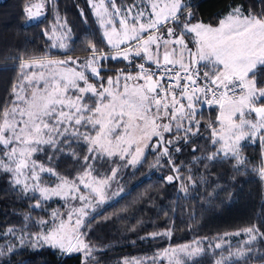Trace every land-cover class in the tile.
<instances>
[{
    "label": "snow or ice",
    "instance_id": "obj_1",
    "mask_svg": "<svg viewBox=\"0 0 264 264\" xmlns=\"http://www.w3.org/2000/svg\"><path fill=\"white\" fill-rule=\"evenodd\" d=\"M87 2L103 30L100 41H85L84 59L70 55L71 29L57 16L41 34L64 58L17 57V82L8 102L0 104V174L8 177L13 191L31 194L33 209L46 210L54 198L64 202L63 208L52 210L48 219L32 221L38 226L35 232L25 223L2 235L15 237L25 250L79 253L82 264H99L97 248L88 239L97 219L91 212L94 204L106 201L121 167L140 164L146 153L156 155L157 165L163 160L172 172L161 179L179 184L187 194L195 180L181 175L174 156L187 147L195 157L199 148L193 138L201 137L202 128L213 150L196 157L200 163L222 156L244 165V142L264 148V10L254 13L233 4L228 15L212 25L195 21L186 0ZM46 3L58 0L28 4L29 22L40 21ZM80 14L85 15L82 9ZM106 61L124 66L112 68ZM205 109L216 112L206 123ZM58 154L80 164L79 174L70 178L58 173L51 166ZM109 162L117 166L106 175L101 169ZM259 173L264 177V161ZM45 174L57 182H46ZM172 231L140 239L170 238ZM242 234L248 239L235 252L231 246L225 249L227 256L221 252L215 264H240L258 239L264 241V231L256 225L219 239ZM202 245V239L169 245L152 257L124 264H197L206 252ZM214 247L222 249L223 243ZM16 248V243L0 248V257Z\"/></svg>",
    "mask_w": 264,
    "mask_h": 264
},
{
    "label": "trees",
    "instance_id": "obj_2",
    "mask_svg": "<svg viewBox=\"0 0 264 264\" xmlns=\"http://www.w3.org/2000/svg\"><path fill=\"white\" fill-rule=\"evenodd\" d=\"M81 1L58 0L52 5L46 3L43 9L45 15L40 17V21L29 22L25 8L37 0H0V104L8 102L12 86L17 82V57L59 55L41 34L50 27L56 16L66 21L71 29L70 55H87V39L100 41L101 33L93 28V17ZM117 1L124 3L128 0ZM186 2L194 12L195 21L212 25L227 14L233 4H243L245 10L254 13L264 10V0ZM81 9L84 16L80 14ZM99 46L103 47V44L99 43ZM105 64L112 68L124 66L121 62L106 61ZM215 114V109L211 112L205 109V123ZM208 136L209 133L202 128L201 137L193 138L199 148L195 157L187 147L174 156L181 167V175H191L195 180V185H188L187 194L180 191L179 184H168L161 179L172 172L163 160L157 165V157L151 153H146L136 166L120 168L117 179L111 182L106 201L95 205L91 212L97 219L90 227L88 239L97 248L94 255L99 264H115L125 257L153 256L169 245L190 244L196 239H202L206 249L205 254L197 258V264H215L222 251L211 249L208 244L220 240L224 233H234L251 225L264 231V178L259 174L262 161L259 145L244 143L241 153L246 161L244 165H237L235 160L222 156L215 161L200 163L196 157L203 158L213 150ZM77 151L80 152L79 149ZM40 159L45 160V157L41 156ZM117 164L122 165L123 162L117 159ZM117 164L106 163L101 172L110 174L109 169ZM51 166L70 178L80 170V164L74 159L59 154ZM45 180L57 181L56 177L46 175ZM30 197L31 194L24 196L13 191L8 177L0 174V248H5L6 243L17 245L15 253L0 257V264H82V255L79 253L65 256L49 248L25 250L15 237L2 235L9 227L20 229L25 223L30 231L35 232L38 226L32 221L48 219L52 210L63 208L64 202L54 198L45 205L46 210L33 209L31 204L34 201ZM25 216H30L31 220L25 222ZM167 229L173 230L170 238L140 239L149 233ZM225 249L227 247H224V252H227ZM262 257L264 241L258 239L250 257L241 259L240 264H264Z\"/></svg>",
    "mask_w": 264,
    "mask_h": 264
},
{
    "label": "rangeland",
    "instance_id": "obj_3",
    "mask_svg": "<svg viewBox=\"0 0 264 264\" xmlns=\"http://www.w3.org/2000/svg\"><path fill=\"white\" fill-rule=\"evenodd\" d=\"M82 3H83V5H85V7H86V9H87V11H88V9H89V15L91 16V17H93V22H94V26H93V28L95 29V30H99V32L101 33V35H102V29L99 27V24H98V22H97V20H96V18H95V16H94V14H93V12H92V10H91V8H90V5L88 4V2H87V0H82L81 1ZM118 2V4H126V3H129L130 2V0H128V1H126V2H124V3H122V2H120V1H117ZM85 10V9H84ZM230 12V11H229ZM228 12V13H229ZM228 13L227 14H225L223 17H221L220 19H222V18H224L225 16H227L228 15ZM56 18H57V16H56ZM56 18H55V20H56ZM55 20L50 24V27L54 24V22H55ZM218 23V22H217ZM216 23V24H217ZM215 24V25H216ZM49 27V28H50ZM97 28V29H96ZM88 55V54H87ZM87 55H77L76 57H79L80 59H84ZM55 58H64V57H62V56H60V54L59 55H55L54 56ZM75 57V56H74ZM245 143V142H244ZM246 143H250V144H254V143H252V142H250V141H246ZM258 145H259V147H260V150H261V154H262V161H264V148H261V146H260V144L259 143H257ZM262 161H261V165H262ZM261 167V166H260ZM259 167V168H260ZM79 174V173H78ZM78 174H75L73 177H75L76 175H78ZM260 174V173H259ZM46 176H48L47 174H45ZM261 176V175H260ZM262 177V176H261ZM264 178V177H263ZM47 179H49V178H47ZM47 182V181H46ZM57 182V181H56ZM56 182H48V183H56ZM107 199V198H106ZM95 207V204L93 205V208ZM235 233V232H234ZM248 239V237L246 236V235H240V236H236V235H229V236H227V237H224V240L223 241H221V240H218V241H215V242H213L211 245H212V247H209V248H211V249H215V247H214V245H215V243H217V242H222L223 243V248L222 249H217V250H221L222 252H223V254L225 255V256H227V252H224V247H227V248H229V246H231V249H232V251L233 252H235L236 250H237V246L238 245H242V243H243V241H245V240H247ZM191 244V243H190ZM9 244L8 243H6L5 244V246H8ZM203 246V245H202ZM208 246H209V244H208ZM173 247H175V246H173ZM82 255V254H81ZM149 257H152V256H146V257H143V256H141V257H136V256H132V257H125V258H121L118 262H116L115 264H124V261L125 260H133V259H143V258H149ZM82 259H83V256H82ZM161 264H167V261L165 260V261H162L161 262Z\"/></svg>",
    "mask_w": 264,
    "mask_h": 264
},
{
    "label": "crops",
    "instance_id": "obj_4",
    "mask_svg": "<svg viewBox=\"0 0 264 264\" xmlns=\"http://www.w3.org/2000/svg\"><path fill=\"white\" fill-rule=\"evenodd\" d=\"M219 21V20H218Z\"/></svg>",
    "mask_w": 264,
    "mask_h": 264
}]
</instances>
